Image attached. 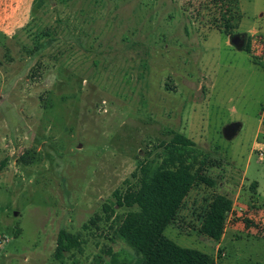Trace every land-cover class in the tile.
<instances>
[{"label": "rangeland", "instance_id": "rangeland-1", "mask_svg": "<svg viewBox=\"0 0 264 264\" xmlns=\"http://www.w3.org/2000/svg\"><path fill=\"white\" fill-rule=\"evenodd\" d=\"M211 2L34 0V25L0 26V264H136L114 234L126 208L103 205L171 131L210 154L215 184L164 235L213 264H264V0H236L249 54ZM40 30L53 40L34 54ZM215 192L232 199L219 242L198 232ZM62 228L81 245L58 259Z\"/></svg>", "mask_w": 264, "mask_h": 264}, {"label": "trees", "instance_id": "trees-1", "mask_svg": "<svg viewBox=\"0 0 264 264\" xmlns=\"http://www.w3.org/2000/svg\"><path fill=\"white\" fill-rule=\"evenodd\" d=\"M211 1L212 6L218 7L220 11L221 22H215V26L230 35L237 26L232 20L238 14L236 0ZM32 13L30 21L23 28L34 25ZM32 35L34 54L47 48L53 40L52 37L45 39L49 35L46 30L34 32ZM262 44L264 46V41ZM244 49L249 53V40ZM261 56L264 58V50ZM157 147L160 148L159 157L156 155L140 162L137 172L132 173V179L125 181L124 188L114 191V202L103 205L104 218L111 217L115 205L126 208V213L116 216L113 221L116 225L114 234L138 255L136 264H213L212 257L207 253L180 246L163 233L166 226L176 219L192 188L200 183L208 187L214 186V180L206 175L210 154L190 138L173 131L170 132L169 139L160 142ZM134 177L137 179H133ZM231 209L230 197L213 193L199 214L198 232L219 242ZM97 219L100 216L96 215L90 222ZM80 245L79 233H69L62 228L57 234L54 256L61 259L72 249H79ZM110 262L132 263L128 259H120L115 253L112 254Z\"/></svg>", "mask_w": 264, "mask_h": 264}, {"label": "crops", "instance_id": "crops-1", "mask_svg": "<svg viewBox=\"0 0 264 264\" xmlns=\"http://www.w3.org/2000/svg\"><path fill=\"white\" fill-rule=\"evenodd\" d=\"M34 0H0V26H7L9 24L11 25H18V27L24 26L30 19V6ZM4 19H11L10 21H5ZM2 30V28H0ZM250 34L251 32L255 31V33H258V31L255 28H251L248 30ZM244 34V37L242 35ZM247 33H241L240 36L238 34L228 35L230 38V43H234L233 39L240 38V45L241 47L237 46L238 48H243L246 44V36ZM251 35V34H250ZM226 43L228 41L226 40ZM249 54V53H248ZM264 60V58H260ZM221 184V183H219ZM230 197V196H228Z\"/></svg>", "mask_w": 264, "mask_h": 264}, {"label": "built area", "instance_id": "built-area-1", "mask_svg": "<svg viewBox=\"0 0 264 264\" xmlns=\"http://www.w3.org/2000/svg\"><path fill=\"white\" fill-rule=\"evenodd\" d=\"M261 48L264 49L263 44H261L260 49H261ZM261 122H262V124L264 125V112L262 113Z\"/></svg>", "mask_w": 264, "mask_h": 264}]
</instances>
